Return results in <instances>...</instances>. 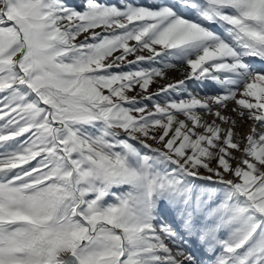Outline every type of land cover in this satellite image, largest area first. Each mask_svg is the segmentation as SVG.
I'll return each instance as SVG.
<instances>
[{"label":"snow or ice","instance_id":"6c2138e0","mask_svg":"<svg viewBox=\"0 0 264 264\" xmlns=\"http://www.w3.org/2000/svg\"><path fill=\"white\" fill-rule=\"evenodd\" d=\"M0 264H264V0H0Z\"/></svg>","mask_w":264,"mask_h":264},{"label":"rangeland","instance_id":"374dc122","mask_svg":"<svg viewBox=\"0 0 264 264\" xmlns=\"http://www.w3.org/2000/svg\"><path fill=\"white\" fill-rule=\"evenodd\" d=\"M109 2H115V0H109ZM138 3H150L151 0H137ZM129 59H132V57H129ZM183 71V67H180V68H177L175 70H169V76L170 78H175V79H179V78H182L181 77V73ZM161 83H164V81H161ZM189 87V90L191 91H198L200 96H210V95H215L216 94V89L215 87L209 82L208 84H206L205 86L203 87H200V88H197L196 85L190 83L188 85ZM153 91H155V86L152 88ZM232 107V104H229V108ZM206 119H211L210 116H206L205 117ZM239 127H238V131L241 133V134H244L246 135L249 131V123L248 122H245V123H241L240 121H237ZM237 157L240 156V153L237 152L236 153Z\"/></svg>","mask_w":264,"mask_h":264}]
</instances>
